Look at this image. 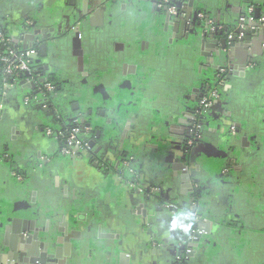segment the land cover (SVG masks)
<instances>
[{
	"label": "crops",
	"instance_id": "0c3cea01",
	"mask_svg": "<svg viewBox=\"0 0 264 264\" xmlns=\"http://www.w3.org/2000/svg\"><path fill=\"white\" fill-rule=\"evenodd\" d=\"M158 1L0 0V18L9 20L15 30L24 18L34 14L39 21L38 29L46 30L48 36H58L59 40L71 43L76 34L81 35L85 76L77 72L72 45L64 47V52L69 53V63L75 67L70 70L72 74L67 70H62L61 74L59 62L65 54L58 53L55 63H49L48 75L57 80L60 74L67 80L72 77L75 83L78 78L87 77L86 74L99 76L95 82L87 77L88 87L79 96H63L62 90L57 102L88 106L95 112L93 116L107 128V133H116V141H108L112 144L110 147L104 149L105 142L97 143V150L103 145L98 161L91 156L83 158L84 153L72 160L61 154L58 139L47 137L41 109L36 103H27L34 93L29 83L19 80L10 83L12 86L8 89L0 83V216L5 209L19 210L24 215L39 213L37 225L49 230L55 238L59 224L68 222L72 236L69 252L77 260L72 264H123L124 255L128 257L126 264H181L176 259L179 255L181 258L195 251L179 244L184 253L178 255L175 250L179 232L177 217L162 205L143 200L112 168L122 154L117 140L130 119L132 132L143 136L141 143L133 146L142 144V154L144 150L148 152L143 160L138 157L136 160L144 166L157 165L153 169L155 172L168 171L170 165L184 163L180 144L193 104L188 99L194 95L196 87L202 88L205 80L214 74L213 67L216 71L218 64L224 62L253 63L257 69L250 75L261 74L257 83L264 82V50L257 54L252 49L247 52L238 47L230 56L225 53L219 58L211 52L207 57L203 54L201 28L196 26L190 31L183 28L158 9ZM190 2L193 16L202 12L221 22L223 27L238 19L244 10L241 0H186L184 10L189 9ZM255 6H259L264 16V0H255ZM263 42L264 34L257 44L263 45ZM237 81L243 80H233ZM231 82L229 79L224 87L223 107L231 113L233 99L237 97L236 120L245 123L239 102L242 104L247 94L245 90L231 92ZM260 92L261 89L256 90L249 98L260 96ZM100 110L104 112L103 117L98 114ZM246 110L264 115V99L255 104V108L251 106ZM65 111L68 120L66 123L53 122L55 130H62L64 124L73 127L75 120L80 123L84 118L80 110L66 107ZM215 111L218 113L219 108ZM107 118L110 119L105 122ZM250 124L254 131L251 133L254 147L239 151L235 145L237 152L243 153L241 167L250 165L246 169H251L250 177L256 175L255 183H239L232 189L225 184L220 185L219 190L212 188V209L224 224L223 231L206 238L209 244L205 252H197L196 264H264V134L259 130L264 122L254 124L250 121ZM248 129L244 126V130ZM166 135L168 137L159 140L158 145L157 136ZM213 139L216 142H207L209 150L211 145L217 148L218 138ZM229 140L228 143H234L232 137ZM102 158L109 168L101 163ZM213 158L217 157L210 158L212 166L217 165ZM15 170L23 174V184L15 178ZM194 174L196 180H202L201 172ZM153 178L150 174L145 176V188ZM153 183L158 186L156 181ZM162 185L165 188L162 193L171 198L173 194L177 196V189L171 188L168 180ZM231 195L240 199L234 208ZM178 203L174 202V209L178 207L180 212L184 211L185 203L180 207ZM180 212L176 214L179 217ZM229 223L243 229L231 230L227 227ZM155 241H159L162 248L166 245L164 255L159 256L152 249ZM2 244L3 237H0V251L8 253L9 248L3 249Z\"/></svg>",
	"mask_w": 264,
	"mask_h": 264
},
{
	"label": "water",
	"instance_id": "95a60500",
	"mask_svg": "<svg viewBox=\"0 0 264 264\" xmlns=\"http://www.w3.org/2000/svg\"><path fill=\"white\" fill-rule=\"evenodd\" d=\"M117 1L118 0L114 1L113 3H117ZM161 1L162 0L158 1V5ZM184 2H186V0H174V3L179 11V15L177 17L171 16L168 13L167 9H164V12L171 16L173 21L181 24L183 28H186L188 31H190L193 27L195 28V24H197V26L201 28V31L203 32L201 33V43L204 47H202H206L208 50H213L217 57L220 58L224 56L225 53H227V56H230L233 51L237 50L238 47L243 48L247 52H250L253 46L254 48H260V46H262V49L260 50L263 52L264 42L263 45L257 44L259 42L260 36L264 34V16L262 15L261 9L258 8L256 10V13L253 15H250L245 11L240 15V17H238V19L230 22L228 26L225 27L222 26L223 24L221 22H217V20H215L211 16H206L207 22L210 20L213 23L217 24L218 27H222L223 29L222 31H216L213 34L208 35L205 33L204 28L201 27V22L195 23V16L192 15V2H190L189 4V9L186 10H184ZM244 8V10H246L247 6L245 5ZM158 9L160 8L158 7ZM192 17L193 19H195V21L192 19ZM189 24H191L192 26H190ZM229 29H231V31H229ZM15 35H19L18 37L20 38L18 29H16ZM219 37L222 39L219 40ZM27 39L29 40L30 37H27ZM23 45L24 49H29L32 47V45L31 47L27 46L25 42ZM47 50L48 45L47 43H44L41 46L40 51L45 54ZM210 54L204 55L209 57ZM72 56L77 59L76 63L78 62L80 70L83 71L84 52L82 49L80 34H76L74 40L72 41ZM218 66L230 68L231 74H233L231 76L234 78H245L246 75H249L248 73L250 72L247 70L248 66L244 63L226 64L224 62L218 64ZM30 76V73L26 74L27 78H29ZM3 82L4 81L1 82L0 80V83ZM11 83L15 84L16 82L12 81ZM62 85L64 86L65 83H63ZM29 86L32 87L33 90L36 89L33 82L29 83ZM75 106L77 109L79 107V104H76ZM48 112L49 110L45 108L42 115L43 119H45L46 121L50 120L54 123H66L65 121L68 120L65 114H63L62 116V113H60L59 117V110L54 112L56 116L58 115L57 118L50 116ZM46 116L49 118H47ZM52 122H49L48 125H52ZM80 123L82 125H85V123L88 122L84 120L80 121ZM228 123L229 124L227 125H223L220 120L219 122H217V127L215 128H212L211 124L207 125V128L210 131L216 133L214 134V138H218L217 148H215L213 145L210 146L212 147L210 148L211 153L213 152V156L217 157L216 159L213 158L212 160L213 162L217 161V163H215L217 165L213 166V163H210L209 161L210 158L213 157L212 154L210 155L207 162L204 159L206 156L200 155L201 152L205 153L206 150H209V148H207L208 141L204 142V146L201 151H196V148L195 150L187 153L182 158V161H184V163L179 165H170L168 171L162 170V172H155V170L153 169L158 167L157 165H142L141 162L136 160V157H138L139 159H142L143 157L144 159L148 152L147 150H144L142 154V151H140L142 144H140L139 147L133 146L138 144L139 142L141 143V141L143 140V136H139L137 131L128 133L126 135V133L128 132L127 130L132 124V121L130 119L126 121L125 126L123 127L125 130V134L123 132L122 136H120V138H118L117 140L119 143L118 148L120 149L122 154L120 160L112 168L118 172L119 176L122 178V180H124V182H126L125 184H127L130 189L138 192V195H140L143 200L146 199L147 202L152 203V205H162L164 209H166L169 213L173 212V216L177 217L176 224L179 232L175 240V242L177 243L175 250L179 252V255L180 253H184L183 250L186 246L195 249V251L193 252L189 251L190 254L187 253L185 257H181L184 264H196L195 261H197L198 259L197 252H205V246L206 244H209V241L206 238L210 237L211 235L215 236L216 234L223 231L221 228H223L224 224L221 222V219H219L218 214L212 209V200L214 195L212 192V188H217L219 185H221V179L224 175V172L227 170H231V168L228 167V165L231 166V153L234 159L232 160L233 166H235L239 161L237 154L231 152L230 140L232 137L234 138V140L236 139V141L239 142L242 137L240 136L238 138L240 134L239 131L236 132L237 135H233L231 133V121H229ZM91 125L92 124L89 123L87 124V127H91ZM222 130L224 134L221 132ZM167 137L168 135L162 137L160 136L159 138L157 136V144L159 145V143H161L159 142V140H165ZM227 138H230V140ZM116 139L117 138L115 132H106L103 134V132L99 130L96 135V141L91 140L89 142V148L94 149L97 146V143L101 141V143L105 142L104 147L103 145L102 147L106 149L112 145H110L108 141L114 143ZM228 140L230 143H228ZM210 142L214 143L216 142V139H212ZM102 147L98 149V153L103 149ZM74 153L75 155L74 157H72V160H77V156H80L82 154L77 150L74 151ZM100 161H102L101 163L109 168L104 158H102ZM195 172H201L203 175L205 174L208 177L206 176L205 179H202L201 181L196 180V178L194 177ZM147 174H150L154 177L153 182L156 181L158 186L152 182L145 188V176ZM156 176L160 177V179L158 180ZM216 176L218 177L220 184L218 182H213ZM165 180H168L170 182L171 188L175 187L177 189V198L175 197V194H173L171 198L168 197L167 194L162 193V190L165 191V188L162 185ZM217 190H219V187ZM196 193L199 195L198 197L195 196ZM174 202H179V207L180 205H184L183 203H185V206L182 207L184 211L180 212L181 209L178 207L174 209ZM178 211L180 212V217L176 215ZM189 213L193 214L197 219L191 220L188 217ZM23 215L24 214H22L19 210H2V215L0 216V237H3V244L1 247H4L5 249L9 248V252L7 253L0 251V264H72L71 262L73 260L74 262L77 261L76 257L73 256L71 252H69V249L72 247V236L70 237L71 234H69L70 224L68 222L65 221L64 223L59 224L56 230L57 235L55 238L53 234L49 232V230L43 229L40 225H37L36 221L39 219V213L36 214V216L33 214ZM227 227L231 228V223L227 224ZM179 244H181L180 247H184L183 250L182 248H179ZM166 248V245L162 248L159 241H155L152 243V249L154 250V252L157 251L159 253V256L166 253ZM179 256L176 258L177 260L180 259ZM122 259L123 264H126L128 262L127 256H122Z\"/></svg>",
	"mask_w": 264,
	"mask_h": 264
},
{
	"label": "flooded vegetation",
	"instance_id": "af4514ba",
	"mask_svg": "<svg viewBox=\"0 0 264 264\" xmlns=\"http://www.w3.org/2000/svg\"><path fill=\"white\" fill-rule=\"evenodd\" d=\"M110 1H112V3H113L116 0H110ZM241 1L243 3V6H245V5L247 6V9L243 10L241 14H243L246 11L248 14L253 15L256 13V10L259 8V6L258 7L255 6V0H241ZM163 9H166V7H164ZM201 14L202 13L199 12L197 14V16L194 17L196 19L195 23L201 22L202 23L201 27L204 28V31L206 34L211 35V34L215 33L216 31H220V30L222 31L223 30L222 27H218L217 24H215L213 22L211 23L210 20L207 22L206 21L207 17L205 16V14H203L204 19L201 20L199 18ZM2 19L3 18H0V34L2 35L4 42L1 41V39H0V56L4 53L7 46H9L13 49H16V50H19L20 47L24 48V45H23L24 42L27 46L31 47V45H32V47L37 49L38 54H37V58H36L35 62L36 63L40 62L39 68L41 70H40V73H38V75H36V77L43 78L44 81H45V79H46V81L47 80L48 81H50V80L55 81L56 80V83H53L55 88H56L55 92L52 94L53 99H51L49 101V103L47 104V107H46V109L49 110L48 113L50 114V116L57 118L58 115L56 116L54 112L59 110V112H58L59 117H60V113H62V116H63V114H65V112H66L65 111L66 107L71 108V110H80L83 113V116L85 118V119L83 118V120H86L87 122H89L93 125V126L91 125V127H87V124H89V123H85V125H82L81 123H79V120H75V122H74V124L80 125L81 128L84 130L83 134H82V140L86 144L87 150L82 152V153H84V155H82V156H83V158L85 156H91L92 159L98 161V157H97L98 156V150L96 148H94V149L89 148V142L91 140L96 141V135H97L98 131L101 130L104 134L107 132L106 131L107 128H105L103 126L102 121L101 122L98 121V117L93 116L96 114L88 106L83 107L79 103H77V104H79V107L76 109L75 102H74V104L73 103L69 104L70 102L69 103L63 102L65 104H58L57 96L58 95L60 96V92L62 90L64 91L63 96L69 95V97H75L76 95L79 96V95L83 94L84 89L88 87L87 82H86V81H88V78H89L90 82H92V81L95 82L97 80V77L99 76V74H86V76L88 78L84 77L85 74H83V73L85 71V68L83 66V71H81L80 67L78 65V62H77L76 63L77 72H79L81 75H84L83 76L84 78H82V77L78 78L79 79L78 82L75 83L74 79H72V77L69 78L70 80H67V78L64 75H62V77H61V74H62L61 71L62 70L63 71L67 70L68 74H72L70 72V70L72 68L75 69V67L72 64H70L68 61L69 53L64 52L65 48L70 47V45H72V41L74 39L70 43V41L65 42V41L59 40L57 38L58 36L57 37L56 36H53V37L48 36L47 34H45L46 30H39L38 29L39 21L37 19V16H35L34 14L27 17V18H24L16 26V29H18L19 34H20V38H19L18 37L19 35H15L16 30L13 28V26H11V24L9 23L10 21L7 19L6 20H2ZM192 19H193V17H192ZM195 19H193V20L195 21ZM205 22H207V23H205ZM189 25L192 26L191 24H189ZM195 25L197 26V24H195ZM27 37H30V39L28 40ZM231 37H232V34H231ZM44 38H46V39H44ZM26 40H27V43H26ZM8 41H10V42L7 43ZM82 42L83 41H82V37H81V43ZM44 43H47V45H48V50L45 54L40 51V48ZM82 49H83V46H82ZM203 49H204L203 54H206V55L213 52V50H208L206 47ZM252 51L259 54L260 48H258V47L254 48V46H253ZM83 52H84V50H83ZM58 53L59 54H65L63 57V60H61V62H59L60 63L59 64L60 65V72H61V74L58 73V74H60V76H58L59 80H57L56 78H52L48 75V74H50L49 73V69H50L49 65L51 63H55V61H56L55 58L58 55ZM84 60H85V58H84ZM57 61H59V60H57ZM244 64H246L248 66L247 70L250 71L248 73L249 75H246L245 78H241V77L234 78V77H232L231 75H233V74H231L230 68L217 67V69L215 71L214 68H216V67H213L212 70H214L213 71L214 74H212L211 77H208L205 80L202 88L196 87V89H194V95H192L191 97L189 96V99H188L189 103H193L192 104V110L188 112L191 115L189 118V124H188V127L185 129L184 136L182 137V143L180 144L182 152L183 151L186 152V153L184 152V155L195 150L196 148H197L196 151H201V149L204 146V142L211 141L215 137L214 134H216V133H213L212 131H210L207 128V125L211 124V126L215 125V127H217V122H219L220 120H221V123L223 125H227V124H229L228 122L231 121V133L233 135H237L236 132L239 131L240 134H239L238 138L240 136H242L241 140L240 141L238 140L239 142H237L236 139L234 140V138H232L234 140V143L231 144V152H234L237 154L239 161L236 163L235 166H233L232 160H234V159H233V156L231 153V166L228 165V167L231 168V170L225 171L224 175L221 179V185L222 184L230 185L231 189L239 183H241V184L244 182H247L248 184L249 183L250 184L255 183L256 175L253 174L254 177L253 178L250 177L249 174L251 172V169L250 170L246 169L247 166L249 167L250 165L245 164L244 166L241 167L243 153L242 152L238 153L237 147H238L239 151H243V149H247V148H253L255 143L253 142V139L251 137V133H253L254 131H253L252 126H250L251 125L250 121L253 122L254 124L259 123V121L264 122V115L262 112L251 113V111L247 112V110H246V109H248V107H251V106H253V108H255V104H258L259 101L264 99V82H263V80H262V82L260 81V85H259V83H257V82H259L258 79L261 76V74L260 75L259 74L250 75L251 73L255 72L257 69L255 67V64H253V63H251L249 65H248V63H244ZM83 65H84V63H83ZM67 72H65V73H67ZM55 74H57V72H55ZM229 79H231V81H232L231 82V92L235 91V90H239V91L243 92L245 90L244 92L247 94L244 97V100L245 99L246 100L243 101L242 104H241V102H239L241 105L240 114H244L245 119H246L245 123H243V122L240 123L236 120L238 112H239V110H238L239 106H237V102H235V99L237 97L233 99V105L234 106L233 105L231 106V113H230V111L226 110L223 107V104L226 100V96H225L226 93H225L224 87H225L226 82ZM234 79H236V80L242 79L243 81L233 82ZM68 82H69V84H67ZM63 83H65L66 86L65 85L63 86L62 85ZM202 83H203V81H202ZM255 86H257V87L255 89H253V87H255ZM218 88H220V90H219L220 97H221L220 100L218 101V103L215 106L213 105L211 108L205 109L202 106L203 98L206 95H208L211 91L218 90ZM59 89H61V90H59ZM260 89H261V92H260L261 95L260 96L256 94V95H253L254 98H249V94H253L256 90L260 91ZM238 95L240 96L239 93H238ZM90 103H91V101H90ZM217 107L219 108L218 113L215 111V108L217 109ZM44 109L45 108L40 110V111H43L42 114L44 113ZM98 114L102 115V117L104 116V112L102 110H100ZM99 115H97V116H99ZM47 118H49V117H47ZM109 119L110 118H107V121H105V122H108ZM49 122H52V121H50V120L44 121L46 127H47ZM244 126L249 128L248 131L244 130ZM62 127H63L62 128L63 131H67L70 129V125L64 124V125H62ZM94 127L96 129H94ZM215 127H213V128H215ZM250 127H251V129H250ZM259 130H261V132H263V134H264V126H260ZM127 131L132 132L133 126L131 125ZM221 132L224 134L223 130ZM49 138H53V137H49ZM92 138H94V139H92ZM235 143H236L237 147H236ZM243 145H244V147H243ZM200 146H202V147H200ZM61 147H62V142H61ZM211 154L212 153L210 150H206L205 153L201 152L200 155L206 156L204 159L207 162V160L209 159ZM15 172H16V170H15ZM202 176H203L202 179H205L206 175H202ZM21 177H22L21 181H19L16 177L15 178L18 180V182L20 184H23L24 178H23V176H21ZM213 182L219 183V179L217 176L215 177ZM218 187H220V185ZM218 187H217V189H218ZM222 193L224 195V190H222ZM231 197H232V195H231ZM239 201H240V199H238L237 196H235V197L233 196L231 198V204L233 203V205H231V206L234 208ZM240 228H242V227H238V225L231 223V230L241 231L243 228L242 229H240Z\"/></svg>",
	"mask_w": 264,
	"mask_h": 264
},
{
	"label": "built area",
	"instance_id": "2783aa9c",
	"mask_svg": "<svg viewBox=\"0 0 264 264\" xmlns=\"http://www.w3.org/2000/svg\"><path fill=\"white\" fill-rule=\"evenodd\" d=\"M158 7L160 9L166 7L168 13L171 16L177 17L179 15L178 8L176 7L173 0H162L158 5ZM199 18L201 20L204 19V15L201 14ZM0 39L1 41H3V37L1 34H0ZM9 42L10 41H8L7 43ZM37 54H38L37 49L34 47H31L26 51H20L7 46L4 53L0 56V63L3 66V75L10 78L13 82H17L19 81L20 76L27 73L31 74V69L33 67V64L35 63ZM11 82L4 81L3 82L4 88L5 89L10 88V86H12L10 84ZM27 82L29 83L33 82L36 87L35 91L38 90L39 92V94L34 95L33 97H29L27 99V103L30 102L36 103L39 108L41 109L46 108L47 104L52 99V94L55 92L56 88L54 84L48 80L46 81V79L44 81L43 78H38V77H35L32 80H28ZM219 90L220 88H218V90H213L203 98L202 106L205 109H209L213 105L215 106L218 103V101L221 98ZM74 125L75 126L73 128L67 131L55 130V128L52 127V125H48L46 128V135L48 137H55L60 142H62L61 154L66 157H74L75 155L74 151L76 150L80 151L81 153L87 150L86 144L82 140V134L84 130L81 128L80 125H76V124ZM14 175L19 181L22 180V177L19 176L18 174L14 173ZM188 217L191 220L197 219L191 213L188 214ZM182 260L183 259L181 258L179 259V261H181V264H184Z\"/></svg>",
	"mask_w": 264,
	"mask_h": 264
},
{
	"label": "trees",
	"instance_id": "16d2710c",
	"mask_svg": "<svg viewBox=\"0 0 264 264\" xmlns=\"http://www.w3.org/2000/svg\"><path fill=\"white\" fill-rule=\"evenodd\" d=\"M162 11H164V9H162ZM206 16V15H205ZM20 51H26L27 49H24V48H21L20 47V49H19ZM40 66H39V63H34L33 64V67H32V69H31V76L29 77V78H27L26 77V74H24V75H22V76H20L19 78H17V79H19V80H25V81H28V80H32V79H34L35 77H36V75H38V73H40V68H39ZM0 80L1 81H7V82H11L12 80L10 79V78H8V77H6V76H4L3 75V66H2V64L0 63ZM50 82H52V83H56V80L55 81H53V80H50ZM37 94H39V92H38V90L37 91H35L34 90V93L32 94V96L31 97H33L34 95H37ZM75 125L73 124V127H74ZM73 127H70V129L71 128H73ZM94 129H96L95 127H94ZM95 137V136H94ZM92 139H94V138H92ZM15 172V171H14ZM16 173L17 174H19L20 176H23V174L21 173V171H16ZM24 177V176H23ZM196 197H198L199 195L196 193V195H195Z\"/></svg>",
	"mask_w": 264,
	"mask_h": 264
}]
</instances>
